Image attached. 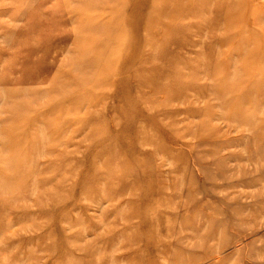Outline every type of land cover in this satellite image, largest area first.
Here are the masks:
<instances>
[{
  "label": "rangeland",
  "instance_id": "374dc122",
  "mask_svg": "<svg viewBox=\"0 0 264 264\" xmlns=\"http://www.w3.org/2000/svg\"><path fill=\"white\" fill-rule=\"evenodd\" d=\"M0 264H264V0H0Z\"/></svg>",
  "mask_w": 264,
  "mask_h": 264
},
{
  "label": "bare ground",
  "instance_id": "6f19581e",
  "mask_svg": "<svg viewBox=\"0 0 264 264\" xmlns=\"http://www.w3.org/2000/svg\"><path fill=\"white\" fill-rule=\"evenodd\" d=\"M184 12V11H183ZM162 16V15H161ZM157 20H159V19H157Z\"/></svg>",
  "mask_w": 264,
  "mask_h": 264
}]
</instances>
